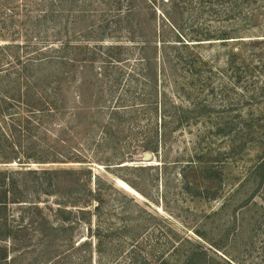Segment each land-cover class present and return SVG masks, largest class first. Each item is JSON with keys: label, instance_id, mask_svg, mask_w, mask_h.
Here are the masks:
<instances>
[{"label": "rangeland", "instance_id": "1", "mask_svg": "<svg viewBox=\"0 0 264 264\" xmlns=\"http://www.w3.org/2000/svg\"><path fill=\"white\" fill-rule=\"evenodd\" d=\"M9 3L25 10L24 0H0V44H23L24 32L12 41L6 29L33 23L21 16L8 27ZM153 11V23L146 11L139 19L147 30L140 37L158 45L157 100L129 72L140 62V46L118 91L100 77L101 51L87 75L62 79L60 93L68 106L84 105L79 95L99 101L87 105L112 108L152 99L160 105L157 116L125 126L121 142L111 139L96 153L84 139L73 140L89 157L92 204L83 206L85 173L73 177L80 181L71 197L41 189L39 211L9 204L14 233L0 239V264H264V0H156ZM148 129L158 133L156 154L140 149ZM7 168L19 165L0 164ZM60 207L72 213L60 215Z\"/></svg>", "mask_w": 264, "mask_h": 264}, {"label": "trees", "instance_id": "2", "mask_svg": "<svg viewBox=\"0 0 264 264\" xmlns=\"http://www.w3.org/2000/svg\"><path fill=\"white\" fill-rule=\"evenodd\" d=\"M140 1L141 5L137 0H24L23 11L18 6L12 7L11 3L4 6V13L11 23L8 27L16 26L19 22L16 18L21 16L34 26L31 29L7 28L6 38L21 37L24 32L26 41L14 44L11 39L14 43L0 44V164L19 165L17 170H0V239L12 238L14 233L7 225L9 204L24 203L26 209L39 211L37 203L41 202V189L45 188L43 192L47 196L71 197L80 181L73 180L76 175L85 173L88 176L87 184H84L87 199L83 206L92 204L89 186L93 174L86 166L89 157L84 153L85 148L75 146L73 140L82 142L84 139L96 153L111 139L121 142L125 126L132 125L135 129L142 118L151 122L157 116L160 105H151L152 99L138 101L135 98L141 105L112 108L87 105L88 101H94V104L99 101L92 97L81 99L79 95V103L84 105L68 106L60 93L64 88L62 79L67 80L69 75L75 78L80 72L87 75L90 71L86 72V68L94 69L95 57L101 51L105 53L100 57L99 63L103 64L99 68L102 71L100 77L108 79V86L114 92L118 91L128 72L125 64L131 66L135 49L140 46V62L129 72L133 73L131 77L146 81L145 86L153 89L151 97H156L154 70L157 59L154 55L158 45L151 38L140 37L147 30L142 29L143 22L139 19L146 11L153 23L156 13L152 12V6L156 0ZM152 52L153 56L150 55ZM55 68L57 70H52ZM55 77L58 80L52 83ZM53 85L56 87L52 88ZM140 114L142 117H137ZM118 127L119 136L115 132ZM131 132L130 129L128 133L132 135ZM159 143L158 133L148 129L140 149L156 154ZM32 164H82L84 169L35 170L30 169ZM70 186L73 190H68ZM77 204L72 203L69 207ZM62 207L59 208L60 215L72 213L71 208ZM78 209L82 215L87 213ZM159 264L168 263L164 260Z\"/></svg>", "mask_w": 264, "mask_h": 264}, {"label": "water", "instance_id": "3", "mask_svg": "<svg viewBox=\"0 0 264 264\" xmlns=\"http://www.w3.org/2000/svg\"><path fill=\"white\" fill-rule=\"evenodd\" d=\"M150 158H151V156H150L149 154H147V155L145 156V160H150Z\"/></svg>", "mask_w": 264, "mask_h": 264}, {"label": "bare ground", "instance_id": "4", "mask_svg": "<svg viewBox=\"0 0 264 264\" xmlns=\"http://www.w3.org/2000/svg\"><path fill=\"white\" fill-rule=\"evenodd\" d=\"M121 183V182H120ZM125 185V184H124ZM121 187V186H120ZM127 189H129L128 187H126ZM129 191V190H128ZM132 193V192H131ZM137 195V194H136Z\"/></svg>", "mask_w": 264, "mask_h": 264}]
</instances>
